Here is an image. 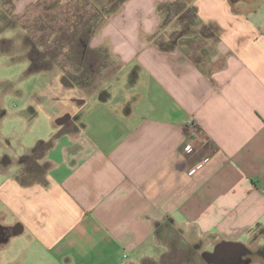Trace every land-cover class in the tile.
Masks as SVG:
<instances>
[{
  "label": "crops",
  "instance_id": "1",
  "mask_svg": "<svg viewBox=\"0 0 264 264\" xmlns=\"http://www.w3.org/2000/svg\"><path fill=\"white\" fill-rule=\"evenodd\" d=\"M179 2L125 0L105 17L90 49L117 69L90 94L6 49L39 83L26 120L51 126L0 165V264H158L175 244L192 259L183 245L222 243L264 264V0ZM38 4L12 0L10 15ZM40 142L37 176L18 161Z\"/></svg>",
  "mask_w": 264,
  "mask_h": 264
},
{
  "label": "trees",
  "instance_id": "2",
  "mask_svg": "<svg viewBox=\"0 0 264 264\" xmlns=\"http://www.w3.org/2000/svg\"><path fill=\"white\" fill-rule=\"evenodd\" d=\"M124 1L52 0L47 4L46 0H39L38 7L43 3V11L47 13L40 15L32 23L20 25L28 42L25 48L29 49L31 69H50L58 65L68 81L71 80L74 85L82 88L89 87L91 77L98 76L99 71L105 67L104 63L89 64L88 57L99 54L90 49V41L101 29L105 17L118 10ZM3 4L9 8L12 0H3ZM175 6L177 10L184 11L188 9L189 0H180ZM190 10L195 11L193 8ZM2 12L10 16L12 24L16 22L18 24L19 20L10 15V9ZM50 147L51 142H40L30 155L19 159L20 166L25 167L28 172H35L39 167V160ZM11 163L12 159L7 155L0 161L1 166H8Z\"/></svg>",
  "mask_w": 264,
  "mask_h": 264
},
{
  "label": "rangeland",
  "instance_id": "3",
  "mask_svg": "<svg viewBox=\"0 0 264 264\" xmlns=\"http://www.w3.org/2000/svg\"><path fill=\"white\" fill-rule=\"evenodd\" d=\"M50 2H52V0H46L47 4ZM43 6L42 3V6L34 8L25 17L21 18L18 24L17 22L12 24L10 16L8 17V15L2 12V10L5 11L9 8L3 5L0 0V157L4 155L13 157L14 154L17 153L23 155L24 152L36 146V139L40 138L41 140H47L50 135L49 128L51 125L47 122L45 114L41 113L39 118L30 123L26 120L27 114L29 116L28 109L34 101L33 99L36 96L35 93H38L37 91L39 90L38 82L37 86L34 82L31 83L33 74L30 73V66L25 61H19V58L17 59L15 55L16 52H5L6 49L10 47H12L11 51H14V46L12 45L15 42L19 43V46H21L23 50L26 49L25 47L28 42L23 36L20 25H27L37 19L39 15H45L47 12L43 11ZM20 52L19 49V53ZM88 62L89 64L95 65L105 64V67L99 71L98 76L91 77L92 81L90 82V86L83 88L87 94H90L96 89H101L106 85V82L115 73L117 66H115L113 62H109L107 54L103 52L100 54H92V56L90 55L88 57ZM43 66L44 65H42V67ZM104 68L108 70H104ZM71 71L73 70L71 69ZM66 85L72 84L67 83ZM119 92L121 94H129L130 96H132L133 93L127 87L119 88ZM45 169H47V165L43 161V164L41 166L39 165L34 173H36L37 176L44 174ZM183 246L185 250L190 251L192 259L187 261L184 249H179L180 247H177L175 244V252L165 257L158 264H206L202 260L199 252L197 253L194 248L188 247V245ZM5 261L6 259L4 258L2 264H5ZM126 261L131 264L138 263L136 259H127ZM20 264L24 263L21 261ZM144 264L156 263L146 261Z\"/></svg>",
  "mask_w": 264,
  "mask_h": 264
},
{
  "label": "flooded vegetation",
  "instance_id": "4",
  "mask_svg": "<svg viewBox=\"0 0 264 264\" xmlns=\"http://www.w3.org/2000/svg\"><path fill=\"white\" fill-rule=\"evenodd\" d=\"M8 236V231L0 230L2 239ZM253 254L248 250H243L240 247L230 244H215L211 250L201 254V258L206 264H252ZM190 260L187 255V261Z\"/></svg>",
  "mask_w": 264,
  "mask_h": 264
}]
</instances>
